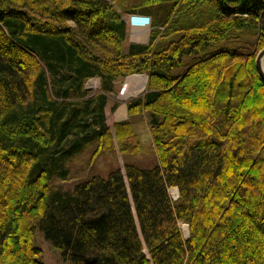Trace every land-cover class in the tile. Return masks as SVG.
Here are the masks:
<instances>
[{"label": "trees", "instance_id": "obj_1", "mask_svg": "<svg viewBox=\"0 0 264 264\" xmlns=\"http://www.w3.org/2000/svg\"><path fill=\"white\" fill-rule=\"evenodd\" d=\"M125 1L0 0V264H44L36 231L69 264H264V0ZM120 11L152 17L146 44ZM130 74L146 91L111 129ZM139 115L152 167L55 186L86 150L138 154Z\"/></svg>", "mask_w": 264, "mask_h": 264}, {"label": "rangeland", "instance_id": "obj_2", "mask_svg": "<svg viewBox=\"0 0 264 264\" xmlns=\"http://www.w3.org/2000/svg\"><path fill=\"white\" fill-rule=\"evenodd\" d=\"M137 3L136 0H126L125 7L130 8L132 5ZM172 0H165L159 4H155L151 8L155 19L163 20L172 11ZM127 12L120 11L121 16ZM148 32V31H147ZM143 32L141 36H131L128 34L125 39L124 48L128 43H139L146 44L149 39V33ZM132 34H135L131 31ZM147 36H146V35ZM223 44V43H222ZM263 49V48H262ZM261 49V50H262ZM259 53V52H258ZM257 53V54H258ZM255 56V59L257 57ZM114 86V90L109 94L107 101V108H105L106 124L113 129V125L119 121H124L128 119L127 113V103L131 99L142 96L146 91L147 75L145 74H130L123 78L117 79ZM86 90L91 93H95L100 89V82L98 78H92L85 83ZM116 104V105H115ZM115 105L114 108L112 106ZM133 120V127L136 134V138L140 143L141 149L138 154L135 155H123L117 149L115 142V153L108 154L98 153L95 156H91V150H86L82 154L78 155L75 159L69 162V173L70 177L64 181H55L56 187L62 190H71L73 186L83 180L88 179L92 175H99L101 177H106L108 173L119 167L123 170L125 162L133 163L134 165L141 168L152 167L156 162L155 151L151 141V137L148 130V125L144 118V115H139ZM127 183V182H126ZM169 195L173 198H177L178 190L177 188H169ZM176 190L177 194H174ZM180 229L182 235L186 237L187 227L185 224L180 223ZM35 245H37L42 250V260L44 264H69L67 261L63 260L60 251L52 247L44 238L39 231L35 233Z\"/></svg>", "mask_w": 264, "mask_h": 264}, {"label": "water", "instance_id": "obj_3", "mask_svg": "<svg viewBox=\"0 0 264 264\" xmlns=\"http://www.w3.org/2000/svg\"><path fill=\"white\" fill-rule=\"evenodd\" d=\"M263 56H264V48L262 50H260L259 53L257 54V57L255 59V67H256V70L258 71L261 79L264 82V70L261 69V63H260V60L262 59ZM186 233H187V236H188V229H187Z\"/></svg>", "mask_w": 264, "mask_h": 264}, {"label": "crops", "instance_id": "obj_4", "mask_svg": "<svg viewBox=\"0 0 264 264\" xmlns=\"http://www.w3.org/2000/svg\"><path fill=\"white\" fill-rule=\"evenodd\" d=\"M145 28L143 27V28H141V29H135L134 31H133V33H135V34H132V33H129L131 36L133 35V36H141V35H143L144 33H145ZM144 32V33H143ZM116 82H118V81H116ZM115 82V83H116ZM105 108H107V104H106V106H105Z\"/></svg>", "mask_w": 264, "mask_h": 264}, {"label": "bare ground", "instance_id": "obj_5", "mask_svg": "<svg viewBox=\"0 0 264 264\" xmlns=\"http://www.w3.org/2000/svg\"><path fill=\"white\" fill-rule=\"evenodd\" d=\"M166 30H167V28H166ZM166 32V31H165ZM152 36H153V34H152ZM260 63H261V69H263L264 70V56L262 57V59L260 60ZM40 114V113H39ZM178 192V191H177ZM177 192H176V190L174 191V194L176 195L177 194Z\"/></svg>", "mask_w": 264, "mask_h": 264}]
</instances>
